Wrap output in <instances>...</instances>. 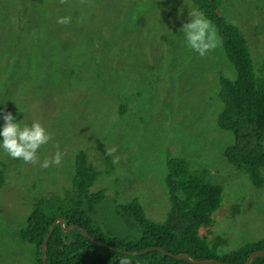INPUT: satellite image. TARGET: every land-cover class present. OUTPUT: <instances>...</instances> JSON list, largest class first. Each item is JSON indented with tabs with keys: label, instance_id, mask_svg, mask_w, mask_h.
<instances>
[{
	"label": "rangeland",
	"instance_id": "374dc122",
	"mask_svg": "<svg viewBox=\"0 0 264 264\" xmlns=\"http://www.w3.org/2000/svg\"><path fill=\"white\" fill-rule=\"evenodd\" d=\"M219 6L241 31L260 76L264 0ZM192 8V0H0V114L48 129L41 161L57 145L64 154L47 169L0 154V264H34L19 230L35 198L71 189L80 152L102 173L91 191H106L94 218L108 234L127 233L115 206L134 198L148 219L165 220L167 161L183 157L223 189L212 225L199 236L211 246L222 239L219 255L264 239V168L258 187L229 164L224 150L233 135L217 126L218 75L233 80L236 71L221 42L204 57L185 48L179 29ZM61 16L71 22L58 24ZM97 140L113 159L110 172Z\"/></svg>",
	"mask_w": 264,
	"mask_h": 264
},
{
	"label": "trees",
	"instance_id": "16d2710c",
	"mask_svg": "<svg viewBox=\"0 0 264 264\" xmlns=\"http://www.w3.org/2000/svg\"><path fill=\"white\" fill-rule=\"evenodd\" d=\"M192 1L215 25L225 56L236 71L233 80L218 75L222 110L217 126L233 135L224 157L260 187V169L264 168V64L257 76L246 41L241 31L222 16L219 0ZM95 148L110 172L114 165L109 151L98 140ZM4 175V164H0V188L5 185ZM101 175L87 153L80 152L75 157L71 189L62 196L49 193L34 199L32 211L19 230L21 241L33 248L34 264H117L121 255L130 256L133 264H192L176 258L181 254L193 261L246 264L252 253L264 251L262 239L219 255L222 239L216 238L211 246L199 236L201 228L212 225L223 189L208 179L206 170L193 169L183 157L167 161L165 183L170 208L165 220L159 223L148 219L138 198H134L115 206L127 228L123 235L106 233L94 218L106 198L104 189L91 191ZM60 219L63 225L57 222ZM70 226L74 227L66 230ZM250 264H264V256L253 258Z\"/></svg>",
	"mask_w": 264,
	"mask_h": 264
},
{
	"label": "clouds",
	"instance_id": "9594fccd",
	"mask_svg": "<svg viewBox=\"0 0 264 264\" xmlns=\"http://www.w3.org/2000/svg\"><path fill=\"white\" fill-rule=\"evenodd\" d=\"M56 22L67 25L71 22V17L61 16ZM179 33H182L185 48L200 57L206 56L220 44L215 25L198 8L188 11V21L182 24ZM0 119L3 121L0 124V154H6L25 164L39 163L44 169L61 164L64 154L58 145L50 159L45 157L41 161L39 158V150L52 139L50 132L41 122L37 120L31 123H24V120L17 122L11 112L0 114ZM117 264H133V260L130 256L121 255Z\"/></svg>",
	"mask_w": 264,
	"mask_h": 264
},
{
	"label": "water",
	"instance_id": "95a60500",
	"mask_svg": "<svg viewBox=\"0 0 264 264\" xmlns=\"http://www.w3.org/2000/svg\"><path fill=\"white\" fill-rule=\"evenodd\" d=\"M57 222H59L60 224L63 225V220H62V219L58 220ZM55 224H56V223H54V225L51 227L50 234L52 233L53 228L55 227ZM73 227H74V226H70V227L66 228V230H69V229H71V228H73ZM49 236H50V235H49ZM49 236H48V238H49ZM48 238H47V239H48ZM44 244H45V243H44ZM257 256H264V251H260V252H254V253H252V254L248 257L246 264H250L251 261H252V259L255 258V257H257ZM176 258H185L186 260H188V261H189L190 263H192V264H223V263H221V262H219V261H216V260L193 261V260H191V259L188 257V255H186V254H181V255H179V256H176ZM45 261H46V256L44 257V262H45Z\"/></svg>",
	"mask_w": 264,
	"mask_h": 264
}]
</instances>
